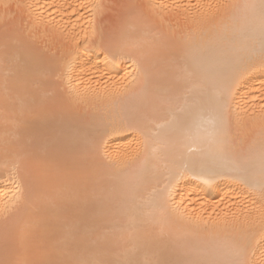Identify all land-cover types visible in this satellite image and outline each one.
I'll use <instances>...</instances> for the list:
<instances>
[{
    "label": "bare ground",
    "instance_id": "obj_1",
    "mask_svg": "<svg viewBox=\"0 0 264 264\" xmlns=\"http://www.w3.org/2000/svg\"><path fill=\"white\" fill-rule=\"evenodd\" d=\"M140 1L0 0V264H264L262 0Z\"/></svg>",
    "mask_w": 264,
    "mask_h": 264
},
{
    "label": "rangeland",
    "instance_id": "obj_2",
    "mask_svg": "<svg viewBox=\"0 0 264 264\" xmlns=\"http://www.w3.org/2000/svg\"><path fill=\"white\" fill-rule=\"evenodd\" d=\"M122 0H106V13H105V17L104 19L106 20L104 22V26L107 28L108 26H110V24L114 23L119 17V14L121 15V11H122V4L123 2H121ZM119 2L120 5L119 6ZM137 2V3H136ZM136 4H140V0H136ZM108 4V5H107ZM119 6V7H117ZM110 9H109V8ZM119 8V9H118ZM115 10V11H114ZM120 11V12H119ZM117 13V14H116ZM16 13L14 12L13 14H10L8 16V18L6 19V22L9 23L11 22V20L13 21L14 19H16ZM116 16V17H115ZM117 18V19H116ZM115 20V21H114Z\"/></svg>",
    "mask_w": 264,
    "mask_h": 264
},
{
    "label": "snow or ice",
    "instance_id": "obj_3",
    "mask_svg": "<svg viewBox=\"0 0 264 264\" xmlns=\"http://www.w3.org/2000/svg\"><path fill=\"white\" fill-rule=\"evenodd\" d=\"M5 7H7V6H5ZM252 7H255V5H253ZM261 9H262V12H264V0H262ZM253 264H255L254 261H253Z\"/></svg>",
    "mask_w": 264,
    "mask_h": 264
}]
</instances>
